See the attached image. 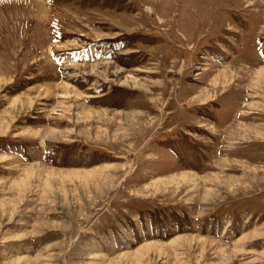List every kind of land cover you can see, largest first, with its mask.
<instances>
[{"label": "rangeland", "instance_id": "1", "mask_svg": "<svg viewBox=\"0 0 264 264\" xmlns=\"http://www.w3.org/2000/svg\"><path fill=\"white\" fill-rule=\"evenodd\" d=\"M262 68L264 0H0V264H264Z\"/></svg>", "mask_w": 264, "mask_h": 264}, {"label": "bare ground", "instance_id": "2", "mask_svg": "<svg viewBox=\"0 0 264 264\" xmlns=\"http://www.w3.org/2000/svg\"><path fill=\"white\" fill-rule=\"evenodd\" d=\"M66 64H69L70 62L68 61V60H66V62H65ZM262 76H264V68H262V69H260L256 74H255V85H256V87H257V84L260 82V80L262 79ZM264 82V81H263ZM262 82V83H263ZM122 83L123 84H127V83H130L131 85H132V87H134V88H143V89H145V90H147L146 89V86L143 84V83H141V82H139L138 80H136L135 78H133L132 76H129L128 77V79H124L123 81H122ZM259 88H261V87H259ZM75 95V94H74ZM76 96V95H75ZM79 96V95H78Z\"/></svg>", "mask_w": 264, "mask_h": 264}]
</instances>
